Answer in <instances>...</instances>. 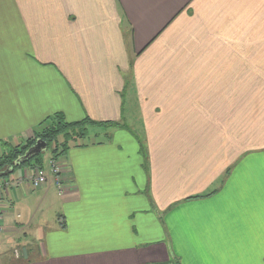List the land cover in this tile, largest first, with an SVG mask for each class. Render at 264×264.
Segmentation results:
<instances>
[{"label":"crops","instance_id":"0c3cea01","mask_svg":"<svg viewBox=\"0 0 264 264\" xmlns=\"http://www.w3.org/2000/svg\"><path fill=\"white\" fill-rule=\"evenodd\" d=\"M251 41L264 0H0V158L54 114L120 125L128 91L146 132L144 151L98 128L112 139L68 149L59 186L50 155L46 183L4 192L0 264H264Z\"/></svg>","mask_w":264,"mask_h":264},{"label":"trees","instance_id":"16d2710c","mask_svg":"<svg viewBox=\"0 0 264 264\" xmlns=\"http://www.w3.org/2000/svg\"><path fill=\"white\" fill-rule=\"evenodd\" d=\"M117 127L116 123H101L90 119H83L77 122H68L60 114H54L42 122L33 138L21 148H13L8 154L0 158V178L9 177L15 170L25 166H42V154L34 156L24 165H17L16 160L21 157L37 140H42L47 144V149L51 148V159L58 160L63 157L69 147L79 148L93 144V141L85 142L88 136V128ZM84 141V142H83ZM9 168V170H8ZM8 170V171H7Z\"/></svg>","mask_w":264,"mask_h":264},{"label":"rangeland","instance_id":"374dc122","mask_svg":"<svg viewBox=\"0 0 264 264\" xmlns=\"http://www.w3.org/2000/svg\"><path fill=\"white\" fill-rule=\"evenodd\" d=\"M245 48H247V49H251V48H262V49H264V41L262 42V45L260 47L258 44L256 46H254V42H252V41L247 42ZM259 83H261V85H262L261 87H263V88L260 90H256L257 93L260 91L264 92V82H259ZM250 85H251V83L247 82V86H250ZM246 92H247L246 93L247 94L246 95L247 100L251 101V99H254V94H253L252 89L247 88ZM258 96L260 97V94H258ZM126 98H127V102L125 105L126 112L124 115V120L120 122V125H122L121 126L122 128H115V129H118V131L121 134V138L124 139V140H120L119 143L121 145L126 146V145L131 144V141H134L137 146H142V150L145 151L146 148H145L144 143L146 141V132H145V129L143 127V122L140 118L139 113L131 112V111L129 112V110L132 109L133 106H131V105L129 106L128 104H129V102H133L135 98L133 99L129 96V91L126 94ZM128 108H130V109L128 110ZM110 129L111 128L96 129L93 127H89L87 130V131H89V133H88L87 138L85 139V142L88 143L87 141H93V140H95L96 142L97 141L103 142V143L107 142L108 140L112 139V136H111L112 131L111 130H113V129H111V130ZM71 148L73 149L74 147L70 146L69 149L71 150ZM50 151H51V148H48L44 153H42V155L44 156L42 158H44L45 161L51 155ZM34 168H36L35 165H33V167H31L29 171H32ZM11 187H13V186H11ZM11 187L5 191H9L11 189Z\"/></svg>","mask_w":264,"mask_h":264},{"label":"built area","instance_id":"2783aa9c","mask_svg":"<svg viewBox=\"0 0 264 264\" xmlns=\"http://www.w3.org/2000/svg\"><path fill=\"white\" fill-rule=\"evenodd\" d=\"M56 160L51 159V163L49 164V169L51 170V174L54 176L56 183L58 186L60 185L59 178V168L57 167ZM10 177V178H9ZM6 178H0V196L7 192L8 188L11 186L22 187L23 184L28 183L32 188L36 189L42 186L43 183L47 182V175L42 170V168H34L32 171H28L20 175L19 177L9 176Z\"/></svg>","mask_w":264,"mask_h":264},{"label":"water","instance_id":"95a60500","mask_svg":"<svg viewBox=\"0 0 264 264\" xmlns=\"http://www.w3.org/2000/svg\"><path fill=\"white\" fill-rule=\"evenodd\" d=\"M47 150V144L42 140H37L33 146L16 160L17 165H24L30 161L34 156L44 153Z\"/></svg>","mask_w":264,"mask_h":264}]
</instances>
